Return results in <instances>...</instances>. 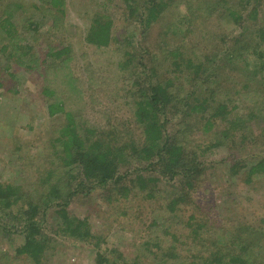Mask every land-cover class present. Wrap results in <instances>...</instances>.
<instances>
[{"label":"trees","instance_id":"16d2710c","mask_svg":"<svg viewBox=\"0 0 264 264\" xmlns=\"http://www.w3.org/2000/svg\"><path fill=\"white\" fill-rule=\"evenodd\" d=\"M44 1H49L48 8L41 9L44 15L53 16V12L63 11L59 7L63 6L62 0ZM123 6L125 18L140 28L139 37L154 27L159 28L163 39L169 34L172 37L169 36L170 40L152 52L134 40L133 35H126L123 40L115 37L108 12L96 11L91 16L85 41L97 48L119 41V47L123 49L119 68L129 72L126 87L111 96L115 110L123 107L129 110L128 122L118 123L115 117L107 119L105 130L92 126L81 116L75 117L64 100L63 91L69 82L55 81L51 75L53 67L68 57V46L51 44L39 56L40 51L35 55L32 46L22 45L18 46L20 53L13 56L11 51H6L16 44L11 43L16 34L11 20L13 10H6L7 14L0 19L3 22L0 37L9 40L8 46L3 43L0 49L8 52L9 59H14L20 67L42 77L39 93L45 101L48 116L55 118L59 114L64 117V122L57 126L50 138V151L43 158L36 186L25 185L27 182L0 181V231L22 236V244L15 254L27 257L33 264L39 263L49 247L51 238L43 226L47 222L46 212L51 209L57 218L56 233L73 242L88 243L96 250L97 264H131L125 258H110L104 253L100 249L103 240L90 229L87 216L70 213L68 205L74 197L81 193L88 195L95 188L103 190L101 196L107 201L119 195L126 197L131 189H137L141 202L148 201L157 198L162 182L174 186V189L166 198L160 194L159 202L153 207L154 216L147 225L152 235L145 236L143 245L145 249H152L162 264H196L188 258L197 256V246L201 249L203 241L196 244L191 240L193 246L190 250L195 252L189 257H182L179 242L185 238L181 232L189 227L194 238L204 239L206 236H203L206 231L202 230L204 223L199 224L197 214L190 210L194 205L193 192L205 172L200 154L224 144L233 151L232 159H229L233 176L244 174L245 181L252 182L253 177L264 175V155L252 163H245L235 148L249 137L256 138L258 133L250 125L252 119L256 118L264 131V99L260 104L255 102L247 114L232 113L237 105L230 102L233 92L225 84L243 72L246 78L241 89L249 88L258 95L261 92L258 88L252 90L251 83L264 87V24L256 26L255 33L249 28L251 22L256 25L255 20H264V0H123ZM177 15L180 20L176 23L172 19ZM210 15L222 22L228 38L234 28L240 27L239 36L247 34L254 39L243 43L244 39L236 36L233 44L226 46L222 42L219 48L207 47V43L203 44L201 51L192 46L187 48L183 37L189 34V30L199 28L189 29L193 20L196 16ZM186 18L190 20L182 30L184 32L176 31L175 26ZM31 22L28 28L33 25L36 30L38 24ZM200 35L206 37L210 34L203 31ZM236 63H242V66ZM213 83L219 84V92L211 87ZM178 86L191 87L180 101L175 98L181 89ZM175 115L177 122L173 119ZM218 122L219 139L202 149L191 143L188 136L194 129L209 131ZM27 127H31V123ZM241 169L245 170L240 173ZM260 219L261 216L252 214V219L236 228L229 244L219 237L218 232V243L214 244L217 251L211 252L209 259L202 257L200 264H264L261 251L264 247V220ZM249 236H252L249 244L242 241ZM254 246H258L256 251Z\"/></svg>","mask_w":264,"mask_h":264},{"label":"rangeland","instance_id":"374dc122","mask_svg":"<svg viewBox=\"0 0 264 264\" xmlns=\"http://www.w3.org/2000/svg\"><path fill=\"white\" fill-rule=\"evenodd\" d=\"M48 2L0 0V19H3L4 13L7 14L6 10H13L11 20H13V32H16L11 39V43L16 44L6 51H11L13 56H17L20 53L18 46H32L31 50L35 52V55L40 51L38 54L40 56L51 44L59 47L68 46V57L54 66L51 73L55 81L69 82V85H66L67 89L63 91L67 107H70L75 117L81 116L98 129L105 130L107 119L112 120L113 117L117 118L118 123L128 122L129 110L125 107L115 110V104L112 103L114 98L111 99L112 94L125 88L129 82V72L121 71L119 68L123 49L119 47V41L105 48H97L85 41L91 16L96 11L108 12L113 22L112 33L115 37L123 40L126 35L128 37L133 35L134 40L143 43V46L152 52L157 51L164 42L170 40L171 35L163 39L164 36L159 28L154 27L139 37L140 28L134 21L127 20L123 14L125 9L123 0H62L63 6L59 7L63 11L56 14L53 12V16L44 15L41 12V9L48 8ZM172 20L173 22L176 20L177 23L180 19L177 15ZM189 20L190 18L181 19L179 25L175 26L176 31L184 30ZM30 22L38 24L36 30L33 29V25L28 28ZM255 23L256 25L252 22L249 25L250 31L254 33L256 26L263 25L264 20L259 18L255 20ZM1 25L3 22L0 20ZM194 26L199 28L191 29ZM223 27L222 22L213 15L196 16L193 24L189 26L191 29L188 31L189 34L183 37L187 48L192 46L196 51H201L203 44L206 43L207 47L211 45L219 48V43L222 42L226 43V46L233 44L236 36L243 38V43L254 39L247 34L239 36L240 27L234 28L231 34L229 33L231 37L228 38ZM203 31L210 35L206 37L200 35ZM3 43L8 46L9 40L1 36L0 46ZM6 51L0 49V181L15 184L27 182L25 185L36 186L37 177L43 168V158L50 151V138L57 126L64 122V117L59 114L55 118L48 116L45 101L39 93L42 77L20 67L14 59H9ZM139 51L141 53V49ZM236 65L242 66V63H236ZM230 74L232 77V72ZM242 77L243 72L233 81H224L233 92L230 102L237 105L232 113L237 112L240 115L247 114L255 102L260 104L264 99V87L259 83L250 85L252 90L258 88L261 92L258 95L250 92L249 88L241 89L242 82L245 83L246 78ZM211 87L219 92L218 83H213ZM178 88L181 89L176 92L175 98L180 101L191 87L178 86ZM176 118L175 115L174 122H177ZM30 123L31 127H27ZM250 125L258 133L256 138L253 140L249 137L240 146H234L238 149L240 158L245 159V163H252L257 157L264 155L263 127L256 118L250 121ZM176 127L179 128V126ZM219 129L218 122L213 124L209 131L194 129L188 138L192 144L202 149L219 139ZM15 148L19 151H13ZM232 154L233 151L228 150L224 144L207 149L200 154L205 164V172L200 185L193 192L194 205L190 210L197 214L200 219L199 224L204 223L202 230L206 231L203 234L206 236L204 239L194 238V233L189 227L181 232L185 238H180L182 240L179 242L182 246H179L182 257H189L188 255L195 252L190 250L193 246L191 240L196 244L203 241L201 249L197 246L198 252H195L197 256L188 258L196 264H200L202 257L209 259L211 252L214 254L217 251L214 246L216 242L218 243L216 238L221 237L229 244L236 228L252 219V214L261 216L260 220H264V175L253 177L252 182H246L244 174L233 176L229 170V159H232ZM244 170L241 169L239 172L242 173ZM159 188L160 193L157 198L142 202L137 195V189H131L126 197L119 195L116 199L107 201L101 196L103 190L95 188L88 195L81 193L78 197H74L68 205V210L80 217L87 216L90 229L103 240L100 249L110 258L118 256L125 258L131 264H162L155 258L153 250L145 249L143 245L145 236L149 233L147 225L154 216L153 207L159 202L160 194L162 193V196L166 198L173 191L174 186L162 182L159 183ZM53 211L51 209L46 212L47 222L43 226L48 237L51 238L48 242L49 247L37 264H97L96 250L88 243L73 242L56 233L57 218ZM149 235L152 234L149 233ZM198 235L201 237L200 232ZM251 238L252 236H249L242 241L246 240L249 244ZM21 244L22 236L19 234L7 235L4 230L0 231V264H33L27 257L15 254ZM254 247L256 251L258 246ZM261 251L264 254V247Z\"/></svg>","mask_w":264,"mask_h":264}]
</instances>
